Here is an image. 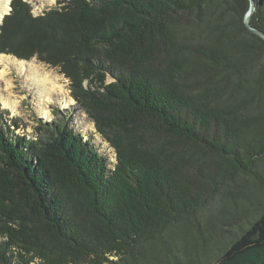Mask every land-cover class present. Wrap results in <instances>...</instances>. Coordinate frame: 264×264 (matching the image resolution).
I'll use <instances>...</instances> for the list:
<instances>
[{
	"label": "trees",
	"instance_id": "16d2710c",
	"mask_svg": "<svg viewBox=\"0 0 264 264\" xmlns=\"http://www.w3.org/2000/svg\"><path fill=\"white\" fill-rule=\"evenodd\" d=\"M9 6L0 53L57 68L113 160L57 108L31 135L0 111V264H178L176 234L197 236L199 214L264 198V39L243 22L249 0ZM256 212L212 264H264Z\"/></svg>",
	"mask_w": 264,
	"mask_h": 264
},
{
	"label": "rangeland",
	"instance_id": "374dc122",
	"mask_svg": "<svg viewBox=\"0 0 264 264\" xmlns=\"http://www.w3.org/2000/svg\"><path fill=\"white\" fill-rule=\"evenodd\" d=\"M26 1L32 6L34 14L56 5V0ZM23 61L29 62L30 66L22 70L9 64H0V111L7 110L8 117H19L25 123L24 129H19L17 132L23 131L31 135L34 118H42L45 121L57 119V116H62L53 114L57 108L66 115L64 118L69 126L80 132L84 139L89 138L95 150L112 163V148L96 133L92 122L85 117V114L77 110L73 100L68 102L70 98L68 80L58 72L57 68L50 67L35 58ZM42 110L49 112L50 116L43 117ZM214 208L210 217L207 214H199L197 236L191 227H186V230L176 234L179 238V243L175 246L178 249V259H176L178 264H212L220 251L230 243L229 241L239 236L255 219L256 214L259 213L256 211L264 210V198L255 197L252 199V205L244 201H235L224 208L218 210ZM222 227L226 232L219 229ZM150 264L176 263L172 259L164 261L151 259Z\"/></svg>",
	"mask_w": 264,
	"mask_h": 264
},
{
	"label": "bare ground",
	"instance_id": "6f19581e",
	"mask_svg": "<svg viewBox=\"0 0 264 264\" xmlns=\"http://www.w3.org/2000/svg\"><path fill=\"white\" fill-rule=\"evenodd\" d=\"M9 3H10V0H0V22H1L2 16L9 10ZM0 64H7V65L9 64L11 66H15L14 68H17L18 70H22V69H25L27 66H30V63L27 61L17 60L14 57H11L9 55H4L1 53H0ZM71 99H72L71 97L68 98L69 103L72 102ZM41 114L43 115V117L50 116V113L47 112L46 110H42Z\"/></svg>",
	"mask_w": 264,
	"mask_h": 264
},
{
	"label": "water",
	"instance_id": "95a60500",
	"mask_svg": "<svg viewBox=\"0 0 264 264\" xmlns=\"http://www.w3.org/2000/svg\"><path fill=\"white\" fill-rule=\"evenodd\" d=\"M9 10H10V6H9ZM9 10L5 14H7L9 12ZM253 10H254L253 0H249V7H248V10L246 11V13L244 15L243 22L250 32H252V33L258 35L259 37H261L262 39H264V33L261 32L260 30L256 29V28L252 27L250 24L251 14H252ZM3 16H2V18H3ZM1 22H2V19H1ZM1 22H0V24H1ZM4 55H7V54H4ZM9 56H12V55H9ZM12 57H14V56H12ZM14 58L17 59L16 57H14ZM17 60H19V59H17Z\"/></svg>",
	"mask_w": 264,
	"mask_h": 264
}]
</instances>
